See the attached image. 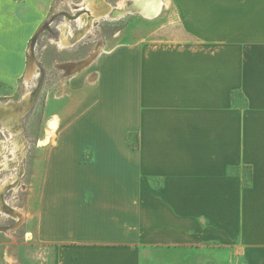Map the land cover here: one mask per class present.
Masks as SVG:
<instances>
[{
	"label": "crops",
	"instance_id": "0c3cea01",
	"mask_svg": "<svg viewBox=\"0 0 264 264\" xmlns=\"http://www.w3.org/2000/svg\"><path fill=\"white\" fill-rule=\"evenodd\" d=\"M163 2L167 23L142 16L69 79L48 164L72 173L45 175L34 230L48 264H264V0ZM50 6L0 0L2 76Z\"/></svg>",
	"mask_w": 264,
	"mask_h": 264
},
{
	"label": "rangeland",
	"instance_id": "374dc122",
	"mask_svg": "<svg viewBox=\"0 0 264 264\" xmlns=\"http://www.w3.org/2000/svg\"><path fill=\"white\" fill-rule=\"evenodd\" d=\"M82 1L50 0L47 21L51 25L47 28L46 22L39 25L40 29L28 37L24 50L18 57L13 53L9 54V57L13 56L6 64L14 67L18 62H24L22 72L14 79H11L9 74H0V103L18 102L27 92L30 96L26 104L14 109L16 114H21V109L27 107L25 113L19 116V123H15L12 134L5 131L0 122V165L4 157L8 165L6 170L0 172V264L49 263L52 251L36 239L34 230L37 226L39 195L45 175L72 173L73 158L69 156L68 161L64 163L63 157L67 155H63L62 151L54 154L58 155L59 170L56 173L51 171L48 164V159L57 148L59 136L63 134L65 127L70 125V121H63L57 114L69 103L72 91L68 82L71 75L78 68H88L89 63L102 51L109 50L121 42H135L136 33L152 29L151 25L142 26V15L137 13L124 14L115 19L100 18L89 24L87 12L79 6ZM104 1L114 8L119 2ZM130 4L132 3H127L128 6ZM168 12L169 7L164 3L161 9V23H167ZM81 13L86 15L84 17L87 20L83 28L75 23L76 17ZM65 19L69 20L76 34L75 38L70 39L72 46L68 48L50 42V39H59L62 36L60 25ZM86 27L88 30L84 33ZM31 40H34L33 46H30ZM26 48L32 49L31 56L26 52ZM32 62L37 65L36 76L27 87L23 80L27 67ZM3 63L0 59V72L4 70ZM93 76L94 74H91L92 78ZM239 102L242 100L239 99ZM8 114L9 112L0 111L1 121ZM14 141L19 146L16 155L11 151ZM131 142L135 143L132 137ZM83 156L86 163L91 164L88 162L91 161L89 152H85ZM230 172L245 178L252 175L249 167L231 169Z\"/></svg>",
	"mask_w": 264,
	"mask_h": 264
},
{
	"label": "bare ground",
	"instance_id": "6f19581e",
	"mask_svg": "<svg viewBox=\"0 0 264 264\" xmlns=\"http://www.w3.org/2000/svg\"><path fill=\"white\" fill-rule=\"evenodd\" d=\"M127 3H132V4H130L131 6L130 5L128 6ZM163 5H164L163 0H119L116 7L114 8L113 6H111V4L107 3L104 0H100V1L99 0H83L82 3L79 4V6H82L80 8H83L85 10L84 12H87L86 15L88 16L87 17L88 21L84 17L86 15L81 13V15L79 16L77 15L78 17H76L75 23L77 24L78 27L83 28L84 23L86 21L89 22L90 24L100 18L115 19L117 17L118 18L122 17V15L128 14V13H131V14L137 13L148 19L160 13ZM60 30L62 33L60 35L62 36L59 39L52 38L50 39V42L60 47H63V48L71 47L72 44H71L70 39L75 38L76 34L72 30L68 19H65V21L60 25ZM87 30H88V27H86V29L84 30V33H87ZM26 52L31 56L32 49L27 50L26 48ZM35 70H37V65L34 62H32L30 66L27 67L26 73L24 75L23 82L27 84V87L30 86L31 81L36 76ZM29 99H30V96H29V93L27 92L23 95V97L18 102L13 103L11 101H8L6 103H0V111L4 113L9 112L6 118L4 117L2 121L0 119V122L2 123L3 129L5 131L9 132L10 134L13 133V127L15 126V123L19 121L18 119L19 116L25 113L24 111L26 110L27 107L25 106L26 108L24 109L22 108L21 114L17 113L18 115L16 114L14 109L18 108L20 105L26 104V102H28ZM18 132L19 131H17V133ZM13 145H14V148L11 151L14 155H16L15 152L19 146L16 143V141H14ZM0 164H1V161H0ZM0 167H3V169H0V172H3L4 170L7 169L8 165H7L6 157H4V161L2 162V165H0Z\"/></svg>",
	"mask_w": 264,
	"mask_h": 264
},
{
	"label": "trees",
	"instance_id": "16d2710c",
	"mask_svg": "<svg viewBox=\"0 0 264 264\" xmlns=\"http://www.w3.org/2000/svg\"><path fill=\"white\" fill-rule=\"evenodd\" d=\"M250 178H251L250 175H247L246 178L243 177V180H242L243 188H248L250 186V184H249Z\"/></svg>",
	"mask_w": 264,
	"mask_h": 264
},
{
	"label": "water",
	"instance_id": "95a60500",
	"mask_svg": "<svg viewBox=\"0 0 264 264\" xmlns=\"http://www.w3.org/2000/svg\"><path fill=\"white\" fill-rule=\"evenodd\" d=\"M77 11H79L80 9H76ZM82 10V9H81ZM80 10V11H81ZM35 37V36H34ZM33 43H34V40H31V42H30V46H33Z\"/></svg>",
	"mask_w": 264,
	"mask_h": 264
},
{
	"label": "flooded vegetation",
	"instance_id": "af4514ba",
	"mask_svg": "<svg viewBox=\"0 0 264 264\" xmlns=\"http://www.w3.org/2000/svg\"><path fill=\"white\" fill-rule=\"evenodd\" d=\"M51 25V23H49V21L46 22V28L49 27Z\"/></svg>",
	"mask_w": 264,
	"mask_h": 264
},
{
	"label": "snow or ice",
	"instance_id": "6c2138e0",
	"mask_svg": "<svg viewBox=\"0 0 264 264\" xmlns=\"http://www.w3.org/2000/svg\"><path fill=\"white\" fill-rule=\"evenodd\" d=\"M0 53H2V46H0Z\"/></svg>",
	"mask_w": 264,
	"mask_h": 264
}]
</instances>
